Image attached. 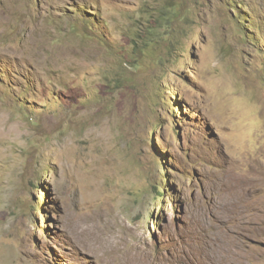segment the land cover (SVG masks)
<instances>
[{"label": "rangeland", "instance_id": "374dc122", "mask_svg": "<svg viewBox=\"0 0 264 264\" xmlns=\"http://www.w3.org/2000/svg\"><path fill=\"white\" fill-rule=\"evenodd\" d=\"M224 263L264 264V0H0V264Z\"/></svg>", "mask_w": 264, "mask_h": 264}, {"label": "bare ground", "instance_id": "6f19581e", "mask_svg": "<svg viewBox=\"0 0 264 264\" xmlns=\"http://www.w3.org/2000/svg\"><path fill=\"white\" fill-rule=\"evenodd\" d=\"M201 228V227H200ZM219 233V232H218ZM231 231L230 232H227V235H224V237L226 238V244H225V246L223 247V248H226L225 249V252H226V254L228 255V256H230L231 254L233 255V256H239V251H238V249H239V247L238 246H236V244H235V242H236V239L237 238H235V237H233V235L231 236ZM221 234V233H220ZM223 234H225V233H223ZM217 235V234H216ZM223 235H221L220 237H222ZM219 237V238H220ZM223 238V237H222ZM221 240V239H220ZM220 243V242H219ZM222 248V249H223ZM222 255V254H221ZM224 256V255H223ZM233 258V257H232ZM231 259V258H230ZM226 260V262H228V261H230V260H228L227 258L225 259ZM224 260V261H225ZM229 263V262H228ZM225 264V263H224Z\"/></svg>", "mask_w": 264, "mask_h": 264}, {"label": "trees", "instance_id": "16d2710c", "mask_svg": "<svg viewBox=\"0 0 264 264\" xmlns=\"http://www.w3.org/2000/svg\"><path fill=\"white\" fill-rule=\"evenodd\" d=\"M173 10L172 9H168V13H166V10L164 11L165 13L163 14V17L164 18H166L167 17V19H166V21H169V20H171V15L172 14H176V12H172ZM162 24V23H161ZM167 24H165V25H162L161 27H163V26H166ZM153 30L154 29H150L148 32H150L152 35H151V37H155L156 38V36L157 35H159L160 33H157V32H153Z\"/></svg>", "mask_w": 264, "mask_h": 264}]
</instances>
